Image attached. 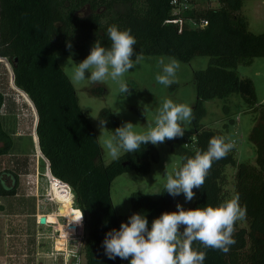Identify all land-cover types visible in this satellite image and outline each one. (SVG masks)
Masks as SVG:
<instances>
[{
	"label": "trees",
	"instance_id": "16d2710c",
	"mask_svg": "<svg viewBox=\"0 0 264 264\" xmlns=\"http://www.w3.org/2000/svg\"><path fill=\"white\" fill-rule=\"evenodd\" d=\"M170 1L0 0V56L9 60L16 86L35 106L39 153L47 159L50 173L60 184L71 187L83 213L85 231L78 254L85 255L86 264H129V260L109 259L105 255L102 242L106 233L113 228L118 230L133 213L145 215L150 228L163 212L174 211V203L183 194L172 197L164 187L158 197L134 191L130 213H117L111 196L112 182L130 170L148 174L152 163L159 160L158 148L149 143L138 152L122 153L120 159L105 163L93 122L80 105L75 86L59 64L58 56L71 54L82 62L95 42L110 47V25L131 30L137 41L136 53L164 54L185 61L194 56H209L208 66L194 75V142L190 146L167 140L173 152L181 156L177 169L185 162L183 157L194 156L197 150L206 151L213 137H224L221 130L198 124L204 101L226 99L235 93L259 114L249 135L256 160L240 161L235 146L226 158L212 163L204 185L193 189L195 198L187 209L216 207L238 196L240 205L247 209L243 220L246 225L241 220L236 222V242L227 254L204 248L198 242L192 247L206 253L203 264H264V103L257 100L254 81L238 71L240 64L249 65L255 58L264 57V32L256 34L248 29L241 11L244 0H215L207 7L187 10L179 31L178 25L167 22L176 16ZM204 17L209 21L206 27L193 24L192 19ZM5 101V93L0 91V155L14 145L13 136L5 128ZM100 119L107 121L112 133L122 126L107 107L101 110ZM229 167L235 169L231 178ZM15 193V185H8L0 176V196Z\"/></svg>",
	"mask_w": 264,
	"mask_h": 264
},
{
	"label": "rangeland",
	"instance_id": "374dc122",
	"mask_svg": "<svg viewBox=\"0 0 264 264\" xmlns=\"http://www.w3.org/2000/svg\"><path fill=\"white\" fill-rule=\"evenodd\" d=\"M241 11L248 21L250 31L256 34L264 32V0H244ZM143 56L144 59L140 64L122 77L129 86L130 94L126 95L119 92L118 83L110 78L103 83L95 84L88 79L74 82L71 77L76 67L75 64H79L80 61L71 54L58 56L59 64L75 86L80 105L93 122L105 163H109L113 159L102 147V140L113 133L107 125H105V129L99 127L100 112L103 108L107 107L113 111L122 125L125 122H131L134 125L133 131L144 132L147 130V125L153 122L165 99H171L174 103H183L194 108L197 100L195 71L206 68L210 62L209 56L200 55L194 56L189 61L164 54ZM161 57L165 59L166 63L169 57L175 58L179 63L175 75L176 83L170 87L159 84L155 79V76L162 71L159 63ZM134 58L135 56H133ZM238 71L242 76L250 77L254 81L257 100L264 103V57L255 58L249 65L240 64ZM87 75L90 74L86 73ZM103 87L105 91L100 94ZM92 89H94L93 92H91ZM0 91L5 93L6 98L2 109L5 128L14 139L12 149L6 154L0 155V176L2 179H7L9 175L17 174L18 177L16 193L8 197L0 196V252L7 255L8 264H36L39 260L43 264H58V262H53L56 254H51L54 244L52 237L54 226L52 223L39 226L35 215L38 212L56 213L60 222H70V225L76 223H71L72 219L67 221L68 217L61 216L59 207L50 200L51 196L48 193L51 179L47 174V168L50 167L43 154L38 152L36 132L38 114L29 96L16 86L11 63L2 56H0ZM203 105L204 111L199 114L198 124L221 130L227 141L235 142L236 156L240 161L255 163L256 151L249 135L259 116L257 110L251 109L236 93L226 99L205 100ZM182 126L186 129L184 136L171 141H178L183 145L187 143L191 146L196 134L195 120L191 123L185 122ZM157 148L159 160L152 163L148 174L140 175L135 170H130L120 174L112 182L111 196L119 215L126 216L130 213L131 195L134 191L158 197L166 183L165 173L174 174L180 164L181 156L173 152L170 142L166 140L157 145ZM234 172L235 169L229 167L230 178ZM55 181L60 184L58 180L55 179ZM6 183L14 185L15 182L7 180ZM228 187L232 189L230 183ZM68 188L72 191L70 186ZM72 197V206L78 208L73 193ZM193 201L194 199L186 202L182 195L174 203V211H177L178 203L187 210ZM80 214H82L81 210ZM82 222L84 223V216ZM241 222L242 225H246L245 221L241 220ZM84 227L79 224L80 234H84ZM42 237L50 239L52 247L46 244V240L40 242ZM70 239L72 240V237ZM80 242L81 240L78 246H80ZM38 248L44 256H38ZM70 261L71 264H76V262L86 264V257L84 254H77Z\"/></svg>",
	"mask_w": 264,
	"mask_h": 264
},
{
	"label": "clouds",
	"instance_id": "9594fccd",
	"mask_svg": "<svg viewBox=\"0 0 264 264\" xmlns=\"http://www.w3.org/2000/svg\"><path fill=\"white\" fill-rule=\"evenodd\" d=\"M107 36L111 41L110 47L105 48L100 42H95L90 54L75 64L71 79L74 82L88 79L95 84L110 78L118 83L121 94H130L122 77L140 64L144 59L143 53L135 52L137 41L130 29L120 30L117 25H110ZM67 47L71 49V43ZM159 63L162 71L155 79L159 84L170 87L176 83L179 63L171 57L167 63L161 57ZM86 73L90 75L86 76ZM194 119L192 107L165 99L146 131L135 132L134 125L125 122L102 140V147L113 160H118L121 152L135 153L141 150L142 145L151 143L157 146L166 140L182 138L186 130L182 124L191 123ZM106 123L100 119L99 127L105 129ZM234 147L235 142H226L224 137L211 138L206 151L197 150L194 156L183 157L185 162L174 174L165 173L164 191L172 197L183 194L186 202L192 201L195 198L193 189L204 185L212 163L226 158ZM176 208L177 211H166L155 218L150 228L145 215L133 213L118 230L113 228L106 233L102 242L105 255L109 259L129 260V264H203L206 253L194 249L193 243L227 254L236 242L233 238L236 222L246 219L247 215V209L240 205L238 196L216 207L186 210L178 203ZM82 219L83 213L74 216L71 223L79 225Z\"/></svg>",
	"mask_w": 264,
	"mask_h": 264
},
{
	"label": "crops",
	"instance_id": "0c3cea01",
	"mask_svg": "<svg viewBox=\"0 0 264 264\" xmlns=\"http://www.w3.org/2000/svg\"><path fill=\"white\" fill-rule=\"evenodd\" d=\"M47 174L50 175V179H51V182H50L51 185L49 186V193L48 194H49V196H52V199H50V200L54 201L56 206L59 207V210H60L59 213L61 214V216H65L66 218L68 217L67 221L69 219H72L74 216H79L80 215V209L72 206V203H73L72 193L73 192L70 191L69 189L65 188L63 185L56 183V181H55L56 178L50 173L49 168H47ZM14 185L17 188V183H14ZM2 197H8V196H2ZM35 216L40 217L41 223H42L43 218L45 219V222L42 224H45V223L57 224V222L59 220V219H57L58 215L56 213H47V214L45 213V214H43V213L38 212L37 215H35ZM69 225H70V223H69ZM56 226H58V230H60V231L62 230L63 238L62 239L60 238L57 241L58 249L62 250V249L66 248V241H67L66 239L68 238V241H71V239H70L71 237L69 236L70 235L69 231H67L68 229L65 231V228L63 227V225H56ZM78 231H79V225H78ZM42 240H43V242H45V240H46V244L49 247H52V241L50 239H44L42 237V239H40V242H42ZM71 248H75V244L72 243ZM37 254L39 257L44 256V255H42L43 253H41V251H39V248H38ZM53 262H58V264H66V256L63 253H59L57 256L54 257ZM8 263H9V259H8L7 255L1 254V252H0V264H8ZM41 263L42 262L40 260H39V262H36V264H41Z\"/></svg>",
	"mask_w": 264,
	"mask_h": 264
},
{
	"label": "built area",
	"instance_id": "2783aa9c",
	"mask_svg": "<svg viewBox=\"0 0 264 264\" xmlns=\"http://www.w3.org/2000/svg\"><path fill=\"white\" fill-rule=\"evenodd\" d=\"M215 0H171L170 4L173 7V12L175 18L167 20V22L170 23H174L176 25L179 26V31H181L183 29V25H184V21L185 18L183 17V14L187 11V10H193V9H198L199 7H207L208 5L212 4ZM193 20V24L195 26H199L201 28L206 27L209 24V21L207 20V18H200L199 20L197 19H192ZM69 187V185H68ZM52 199V196H51ZM69 223H62L58 220L57 224H53L54 229H53V239H54V244H53V249L51 254H56L55 256H57L59 253H63L66 256V264H71L72 262L70 261L71 259H73L77 254H78V249H79V241L81 240V237L83 236V234H80V232L78 231V227H77V234L74 235L73 237L76 240V248H69L68 247V238L66 239V248L64 250H59L56 248V243L57 241L61 238H63L62 235V230H58V226L56 225H63V227L65 228V231L68 229ZM37 224L40 226L43 225H47L48 223L42 224L40 222V217H37ZM68 231V230H67ZM71 236V235H69ZM74 240V242H75ZM73 256V257H72ZM74 262V260H73ZM77 264V262H76Z\"/></svg>",
	"mask_w": 264,
	"mask_h": 264
},
{
	"label": "water",
	"instance_id": "95a60500",
	"mask_svg": "<svg viewBox=\"0 0 264 264\" xmlns=\"http://www.w3.org/2000/svg\"><path fill=\"white\" fill-rule=\"evenodd\" d=\"M44 222H45V219L43 218L42 223H44ZM81 224L84 227V223L82 222ZM68 231H69V233H70V235L72 237V240L68 241V247L71 248V244L72 243L74 244V241H73L74 237L73 236L77 234V225L76 224L69 225L68 226ZM56 248L58 249V243H56ZM62 250H64V249H62Z\"/></svg>",
	"mask_w": 264,
	"mask_h": 264
},
{
	"label": "flooded vegetation",
	"instance_id": "af4514ba",
	"mask_svg": "<svg viewBox=\"0 0 264 264\" xmlns=\"http://www.w3.org/2000/svg\"><path fill=\"white\" fill-rule=\"evenodd\" d=\"M7 180H11L14 181L15 183H17L18 177H16V175H9V178L5 179V181Z\"/></svg>",
	"mask_w": 264,
	"mask_h": 264
}]
</instances>
